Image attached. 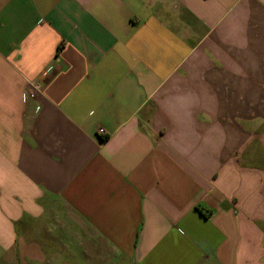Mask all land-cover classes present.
<instances>
[{"label":"crops","instance_id":"obj_1","mask_svg":"<svg viewBox=\"0 0 264 264\" xmlns=\"http://www.w3.org/2000/svg\"><path fill=\"white\" fill-rule=\"evenodd\" d=\"M0 264H264V0H0Z\"/></svg>","mask_w":264,"mask_h":264},{"label":"built area","instance_id":"obj_2","mask_svg":"<svg viewBox=\"0 0 264 264\" xmlns=\"http://www.w3.org/2000/svg\"><path fill=\"white\" fill-rule=\"evenodd\" d=\"M30 85V87L36 92V93H40L41 92V90H40V86L39 85H37V84H29ZM99 133H102V130H99Z\"/></svg>","mask_w":264,"mask_h":264}]
</instances>
